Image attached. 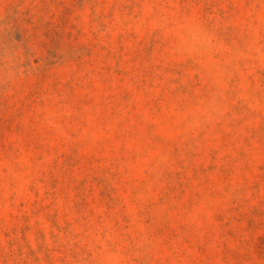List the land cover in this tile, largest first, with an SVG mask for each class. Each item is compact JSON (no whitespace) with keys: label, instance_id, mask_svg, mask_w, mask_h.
Returning <instances> with one entry per match:
<instances>
[{"label":"rangeland","instance_id":"374dc122","mask_svg":"<svg viewBox=\"0 0 264 264\" xmlns=\"http://www.w3.org/2000/svg\"><path fill=\"white\" fill-rule=\"evenodd\" d=\"M0 264H264V0H0Z\"/></svg>","mask_w":264,"mask_h":264}]
</instances>
